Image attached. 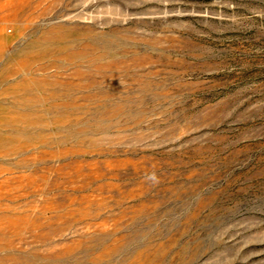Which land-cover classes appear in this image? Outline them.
<instances>
[{
	"label": "rangeland",
	"instance_id": "1",
	"mask_svg": "<svg viewBox=\"0 0 264 264\" xmlns=\"http://www.w3.org/2000/svg\"><path fill=\"white\" fill-rule=\"evenodd\" d=\"M0 264H264V0H0Z\"/></svg>",
	"mask_w": 264,
	"mask_h": 264
}]
</instances>
